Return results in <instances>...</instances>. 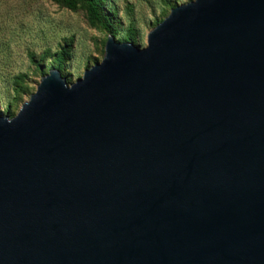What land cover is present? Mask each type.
Instances as JSON below:
<instances>
[{
    "label": "water",
    "instance_id": "1",
    "mask_svg": "<svg viewBox=\"0 0 264 264\" xmlns=\"http://www.w3.org/2000/svg\"><path fill=\"white\" fill-rule=\"evenodd\" d=\"M0 264H264V0L176 5L0 116Z\"/></svg>",
    "mask_w": 264,
    "mask_h": 264
},
{
    "label": "rangeland",
    "instance_id": "2",
    "mask_svg": "<svg viewBox=\"0 0 264 264\" xmlns=\"http://www.w3.org/2000/svg\"><path fill=\"white\" fill-rule=\"evenodd\" d=\"M191 0H98L103 28L81 0H0V116H14L48 70L66 84L99 62L105 40L146 45L147 33Z\"/></svg>",
    "mask_w": 264,
    "mask_h": 264
},
{
    "label": "trees",
    "instance_id": "3",
    "mask_svg": "<svg viewBox=\"0 0 264 264\" xmlns=\"http://www.w3.org/2000/svg\"><path fill=\"white\" fill-rule=\"evenodd\" d=\"M83 1L86 6H87V9L90 13V15L99 23H101L102 27L103 28H106V24L102 23L101 22V17H100V14H99V11H98V8H97V3H98V0H81Z\"/></svg>",
    "mask_w": 264,
    "mask_h": 264
}]
</instances>
